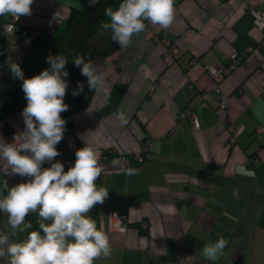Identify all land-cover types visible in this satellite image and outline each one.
Returning <instances> with one entry per match:
<instances>
[{
    "label": "crops",
    "instance_id": "crops-1",
    "mask_svg": "<svg viewBox=\"0 0 264 264\" xmlns=\"http://www.w3.org/2000/svg\"><path fill=\"white\" fill-rule=\"evenodd\" d=\"M96 1L34 0L32 14L17 19L8 60L35 63L72 10ZM252 6L264 12V0H175L170 27L146 22L130 46L95 63L109 95L91 90L86 77L79 79L86 104L61 114L66 131L55 161L67 171L86 144L103 151L105 172L96 183L109 195L89 215L109 236L112 254L95 264H264V130L260 138L255 132L264 126V31L253 23ZM10 19L1 16V24ZM250 45L256 48L239 57L216 94L204 66H225L231 53ZM204 90L210 91L207 106L201 105ZM221 94L225 108L219 106ZM182 109L195 112L198 129L179 118ZM22 111L2 115L0 104V140L12 143L23 132ZM120 111L128 116L126 125ZM228 126L237 130L233 143ZM136 152L142 160H134ZM128 168L138 174L126 175ZM0 178L10 187L27 179ZM113 211L127 215L125 232L113 230ZM27 220L36 227V213ZM0 231H9L3 213ZM218 236L228 244L209 261L202 248Z\"/></svg>",
    "mask_w": 264,
    "mask_h": 264
},
{
    "label": "clouds",
    "instance_id": "clouds-1",
    "mask_svg": "<svg viewBox=\"0 0 264 264\" xmlns=\"http://www.w3.org/2000/svg\"><path fill=\"white\" fill-rule=\"evenodd\" d=\"M33 3L34 0H0V16H30ZM174 3L175 0H121L116 9H105L108 19L100 23L98 31L110 33L121 49L127 48L133 36L145 31V21L170 27L175 19ZM55 18L59 19L57 14ZM72 60L91 90L110 94L103 73L90 58L76 54ZM46 61L50 68L31 78H25L19 63L11 58L7 61L10 73L22 81L27 104L22 111L23 132L12 143L0 140V177L27 179L10 187L7 179L0 178V213L6 214L9 230L7 234L0 231V258H7V264H95L112 254L109 236L89 215L109 195L108 188L96 183L105 168L98 150L88 144L76 150L75 163L67 171L62 162L55 161L60 155L57 145L66 131L67 121L61 114L69 107L64 102L69 88L68 59L63 54H49ZM83 89L84 84L78 82L72 95H79ZM117 116L122 125L128 123L123 111ZM46 163L50 166L44 167ZM125 174L137 175L138 170L128 168ZM233 196L238 198L235 190ZM31 213L37 215L35 228L27 220ZM227 244L223 236H218L215 242L203 246L202 255L214 262L223 255Z\"/></svg>",
    "mask_w": 264,
    "mask_h": 264
},
{
    "label": "trees",
    "instance_id": "trees-1",
    "mask_svg": "<svg viewBox=\"0 0 264 264\" xmlns=\"http://www.w3.org/2000/svg\"><path fill=\"white\" fill-rule=\"evenodd\" d=\"M120 3L121 0H97L94 5H88L84 9H73L68 19L52 34L51 44L39 54L36 62L21 66L25 78H31L50 68L46 61L49 54L53 56L63 54L68 59L66 69L69 72L66 77L69 88L64 102L69 105L68 112L84 107L86 100L82 95H72L82 77L80 68L75 66L72 59L76 54H80L86 60L90 58L95 64L107 58L119 47L118 43L111 39L110 33L100 34L98 27L102 21L108 19L105 16V9L107 7L116 9ZM7 61L0 63L4 69L0 76L2 115L24 109L27 104L21 88L22 81L13 77Z\"/></svg>",
    "mask_w": 264,
    "mask_h": 264
},
{
    "label": "built area",
    "instance_id": "built-area-1",
    "mask_svg": "<svg viewBox=\"0 0 264 264\" xmlns=\"http://www.w3.org/2000/svg\"><path fill=\"white\" fill-rule=\"evenodd\" d=\"M251 11L253 14V23L255 27L258 29L264 31V12L260 10L257 6H252ZM17 28V19L14 17H11V19L7 22H4L1 25V33H3L7 40L8 44H13L14 40L11 39V36L14 34L15 30ZM165 46L168 48V41L164 40ZM256 48L254 45H250L243 51L237 53L233 52L231 55H229L228 62L225 66H217V65H205L204 70L206 73L212 77L213 81L215 82V86L213 88V91L218 94L220 92L218 83L221 82V80L226 76V74L236 65L238 62L239 57L245 56L247 53L253 51ZM168 51V50H167ZM264 65V61L261 63ZM209 90L202 91V106H207L206 100L209 94ZM227 105V99L226 96L221 94L219 99V106L221 108H225ZM179 118L180 119H187L191 122V124L198 129L199 121L197 119V116L193 110L190 109H182L179 111ZM264 130V126L260 125L255 129L256 137L260 138V133ZM236 128L233 126H228V141L233 143L235 141L236 136ZM99 157L102 155L103 151L98 150ZM133 158L136 161H140L143 159V155L141 152L133 153ZM111 226L113 230L115 231H122L125 232L127 229V215L124 212H111ZM143 227L148 228L146 223H142Z\"/></svg>",
    "mask_w": 264,
    "mask_h": 264
},
{
    "label": "water",
    "instance_id": "water-1",
    "mask_svg": "<svg viewBox=\"0 0 264 264\" xmlns=\"http://www.w3.org/2000/svg\"><path fill=\"white\" fill-rule=\"evenodd\" d=\"M1 16H0V62H6L8 60V40L6 36L1 33Z\"/></svg>",
    "mask_w": 264,
    "mask_h": 264
}]
</instances>
